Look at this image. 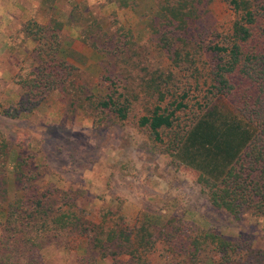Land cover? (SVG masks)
<instances>
[{"label": "rangeland", "instance_id": "374dc122", "mask_svg": "<svg viewBox=\"0 0 264 264\" xmlns=\"http://www.w3.org/2000/svg\"><path fill=\"white\" fill-rule=\"evenodd\" d=\"M29 1L36 3L31 19L61 23L56 56L71 67L57 88L36 90L28 102L21 82L30 79L39 63L34 42L21 31L26 20L19 17L25 12L22 3L27 7ZM163 2L0 0V194L9 200L22 193L12 184L11 170L16 156L28 153L39 191L48 187L52 194H75L72 208L77 214L83 210L89 226L102 235L112 228L131 227L141 214H159L239 242L253 250L250 262H256L257 254L264 253V215L234 219L212 206L194 171L176 162L138 125L139 117L148 115L154 104L165 106L181 93L186 108L176 112L180 126L196 115V103L221 99L207 92L216 62L209 47L221 45L223 35L229 34L233 10L222 0H210L185 22L184 33L176 21L166 25L156 17ZM7 21V31L1 32ZM260 24L258 16L243 52L261 50ZM174 51L180 56L173 58ZM228 78L231 93L247 92L246 88L252 92L245 78L238 74ZM157 89L163 92L161 100ZM108 96L129 102L125 118L98 105ZM3 205L0 201V211ZM79 242L77 250L46 244L38 252L41 264L112 262L95 251L86 259L84 241ZM159 249L157 256L165 246ZM118 260L127 264L128 257L120 255Z\"/></svg>", "mask_w": 264, "mask_h": 264}, {"label": "trees", "instance_id": "16d2710c", "mask_svg": "<svg viewBox=\"0 0 264 264\" xmlns=\"http://www.w3.org/2000/svg\"><path fill=\"white\" fill-rule=\"evenodd\" d=\"M208 1L174 0L169 4L164 0L156 17L166 25L176 21V27L185 33V22ZM222 1L235 17L229 34L223 35V43L209 47L216 62L207 90L221 99L196 103V115L180 126L176 112L186 108L182 102L185 94L181 93L178 100L165 106L154 104L148 115L139 117L138 125L145 127L176 162L194 171L212 206L238 219L242 214L264 215V0ZM258 16L262 48L243 52L242 45L250 39ZM61 28L55 19L51 25L33 19L22 23L21 31L34 42L33 53L39 62L30 79L21 82L28 102L36 96L34 91L57 88L70 72V64L56 56ZM173 55L176 58L180 53L174 51ZM233 74L248 80L252 92L246 88L247 92L231 93L228 77ZM157 97L163 98L159 89ZM225 97L228 100L222 101ZM98 105L123 119L129 102L108 96ZM29 158L28 153L17 155L11 170L12 184L22 193L9 200L0 194L4 203L0 211V264H41L38 252L46 244L77 250L82 240L85 258L95 251L100 258H111L110 264H119L120 255L128 257L127 264H264V253H258V260L251 263L253 250L239 242L233 244L209 229H191L180 219H163L159 214H141L131 227L112 228L102 235L95 231L96 226H89L83 210L77 214L72 208L75 194H52L48 187L39 191ZM64 199L71 202L62 204ZM163 246L164 253L157 256Z\"/></svg>", "mask_w": 264, "mask_h": 264}, {"label": "crops", "instance_id": "0c3cea01", "mask_svg": "<svg viewBox=\"0 0 264 264\" xmlns=\"http://www.w3.org/2000/svg\"><path fill=\"white\" fill-rule=\"evenodd\" d=\"M28 4H27V7L25 6V2H23L22 3V7H23V10H25V12L23 13V14H21V15H19V17H20V19H31L30 18V15H31V12H32V10H33V7L35 6V8H36V3H33L32 1H29V2H27ZM18 4V3H17ZM7 9H8V7H7ZM7 9H5L4 11H5V13H7L8 14V16H11V12L10 11H8ZM18 12V11H17ZM1 13V12H0ZM19 13V12H18ZM25 15H27V17H25ZM23 17H25V18H23ZM25 20V21H26ZM9 25L10 24V21H7V22H5L4 24H3V28L1 29V32H3V31H7L4 27H5V25ZM5 29V30H4Z\"/></svg>", "mask_w": 264, "mask_h": 264}]
</instances>
